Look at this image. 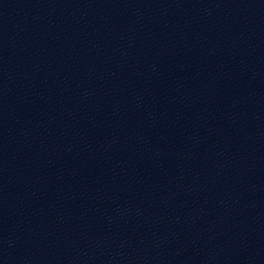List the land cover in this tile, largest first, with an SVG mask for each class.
Returning <instances> with one entry per match:
<instances>
[{
	"label": "water",
	"instance_id": "water-1",
	"mask_svg": "<svg viewBox=\"0 0 264 264\" xmlns=\"http://www.w3.org/2000/svg\"><path fill=\"white\" fill-rule=\"evenodd\" d=\"M0 264H264V0H0Z\"/></svg>",
	"mask_w": 264,
	"mask_h": 264
}]
</instances>
